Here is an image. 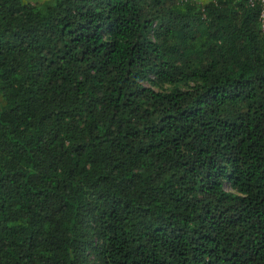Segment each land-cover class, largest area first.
<instances>
[{"label": "trees", "instance_id": "trees-1", "mask_svg": "<svg viewBox=\"0 0 264 264\" xmlns=\"http://www.w3.org/2000/svg\"><path fill=\"white\" fill-rule=\"evenodd\" d=\"M0 264H264V2L0 0Z\"/></svg>", "mask_w": 264, "mask_h": 264}, {"label": "rangeland", "instance_id": "rangeland-1", "mask_svg": "<svg viewBox=\"0 0 264 264\" xmlns=\"http://www.w3.org/2000/svg\"><path fill=\"white\" fill-rule=\"evenodd\" d=\"M52 1L53 0H28V2L30 4H32V5H35V4H38V3L41 4V3H45V2L50 3ZM191 1L194 2V3H196V4H198V5H204V4H206V3H208V2H210L212 0H191ZM262 1L264 2V0H262ZM226 189L228 191H233L232 188H231V186H230V184L226 185Z\"/></svg>", "mask_w": 264, "mask_h": 264}]
</instances>
